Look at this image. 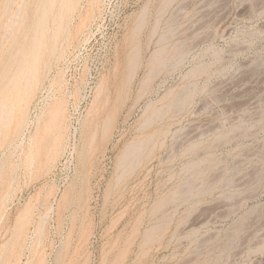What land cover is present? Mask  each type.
Segmentation results:
<instances>
[{
    "label": "rangeland",
    "instance_id": "374dc122",
    "mask_svg": "<svg viewBox=\"0 0 264 264\" xmlns=\"http://www.w3.org/2000/svg\"><path fill=\"white\" fill-rule=\"evenodd\" d=\"M70 1L0 0V264H264V0Z\"/></svg>",
    "mask_w": 264,
    "mask_h": 264
},
{
    "label": "bare ground",
    "instance_id": "6f19581e",
    "mask_svg": "<svg viewBox=\"0 0 264 264\" xmlns=\"http://www.w3.org/2000/svg\"><path fill=\"white\" fill-rule=\"evenodd\" d=\"M69 1H70V0H68V3L70 4L71 1H70V2H69ZM52 2H53V1H52ZM66 3H67V2H66ZM66 3H65V4H66ZM67 6H68V5H67ZM67 6L65 5L66 8H67ZM68 8H69V7H68ZM60 14H61V13H60ZM55 24H56V23H55ZM36 31H37V30H36ZM37 43H38V42H37ZM24 58H25V57H24ZM24 77H25V76H24ZM26 77H27V76H26ZM28 77H29V76H28ZM28 77H27V78H28ZM25 79H26V78H24V81H25ZM27 80H28V79H27ZM26 83H27V82H26ZM24 86H26V84H25ZM24 86H23V87H24ZM29 87H30V85H29ZM24 88H25V87H24ZM26 88H27V87H26ZM23 90H24V89H23ZM28 91H29V89H28ZM28 91H27V92H28ZM28 93H29V92H28ZM26 94H27V93H26ZM27 95H28V94H27ZM27 95H26V96H27ZM24 96H25V94H24ZM26 96H25V97H26ZM25 97H23V99H24ZM27 98H28V97H27ZM25 99H26V98H25ZM25 99H24V100H25ZM21 100H22V99H21ZM24 100H23V101H24ZM21 102H22V101H21ZM20 104H21V103H20ZM24 104H25V102H24ZM24 104H23V107H24ZM2 107H3V106H2ZM20 109H21V108H20ZM23 109H24V108H23ZM21 111H22V109H21ZM22 113H24V112L22 111ZM22 113H21V114H22ZM23 115H24V114H23ZM2 124H3V123H2ZM0 125H1V124H0Z\"/></svg>",
    "mask_w": 264,
    "mask_h": 264
}]
</instances>
